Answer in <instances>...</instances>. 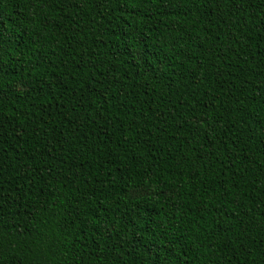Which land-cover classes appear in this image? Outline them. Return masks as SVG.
I'll use <instances>...</instances> for the list:
<instances>
[{"label": "trees", "instance_id": "1", "mask_svg": "<svg viewBox=\"0 0 264 264\" xmlns=\"http://www.w3.org/2000/svg\"><path fill=\"white\" fill-rule=\"evenodd\" d=\"M0 264H264V0H0Z\"/></svg>", "mask_w": 264, "mask_h": 264}]
</instances>
